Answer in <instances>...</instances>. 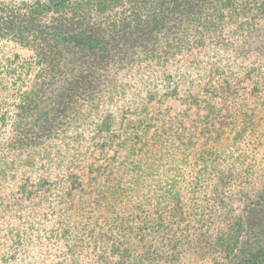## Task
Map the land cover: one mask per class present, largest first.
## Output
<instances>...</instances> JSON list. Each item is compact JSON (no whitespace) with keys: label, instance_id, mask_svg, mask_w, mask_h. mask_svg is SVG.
<instances>
[{"label":"trees","instance_id":"16d2710c","mask_svg":"<svg viewBox=\"0 0 264 264\" xmlns=\"http://www.w3.org/2000/svg\"><path fill=\"white\" fill-rule=\"evenodd\" d=\"M263 12L264 0H0V53L7 43L26 52L0 56V133L13 127L7 144L13 157L7 159L6 149L0 171L14 165L18 155L22 166L36 164L34 153L49 156L48 141L64 137L60 131L79 120L82 129L93 127L97 134L117 123L126 129L127 121L131 130L113 135L118 140L108 179L114 210L127 212L133 182L125 178L133 172L158 177L178 169L177 161L190 155V138L180 139L176 129L160 124L151 105L167 99L198 105L205 94H237L243 79L225 80V86L215 82L229 75L230 51L246 57L250 50L226 40L222 30L242 28L241 37L249 41L255 29L244 25ZM253 84L250 89L262 95L264 87ZM97 108L104 112L86 120ZM80 176L70 173L69 187L77 186ZM168 178L160 177L158 184L167 185ZM171 198L166 189L144 195V209L155 199L164 213L170 212ZM178 199L183 221L180 193ZM248 230L235 264H264V229ZM176 232L172 226L166 234L175 237Z\"/></svg>","mask_w":264,"mask_h":264},{"label":"rangeland","instance_id":"374dc122","mask_svg":"<svg viewBox=\"0 0 264 264\" xmlns=\"http://www.w3.org/2000/svg\"><path fill=\"white\" fill-rule=\"evenodd\" d=\"M244 27L255 29L249 41L241 37L242 28L221 29L226 40L247 44L250 51L246 57L230 51L229 75L215 82L225 86V80L243 79L237 94L223 90L202 95L198 105L167 99L149 108L180 139L190 138V155L158 177L133 172L125 178L133 182L127 212L114 210L108 188L118 140L113 135L130 131L127 121L126 129L113 124L104 135L90 131L93 127L82 129L79 120L60 131L65 138L48 141L49 156L34 153L36 164L22 166L18 155L14 165L0 171V258L9 260L0 264H235L248 228L264 229V90L259 95L250 89L253 83L264 87V12ZM2 52L20 51L7 43ZM103 112L94 109L86 120ZM12 133L13 127L0 133V159L6 149L7 159L13 157L7 145ZM70 173L81 174L73 188ZM230 175L237 178L227 181ZM166 176L169 183L158 184ZM163 189L172 193V211L158 209L155 199L144 209V195ZM172 226L175 237L166 234Z\"/></svg>","mask_w":264,"mask_h":264}]
</instances>
